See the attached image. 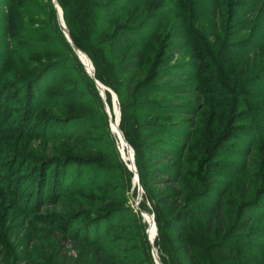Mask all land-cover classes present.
Wrapping results in <instances>:
<instances>
[{
	"label": "rangeland",
	"instance_id": "rangeland-1",
	"mask_svg": "<svg viewBox=\"0 0 264 264\" xmlns=\"http://www.w3.org/2000/svg\"><path fill=\"white\" fill-rule=\"evenodd\" d=\"M111 2L119 11L107 29L100 8ZM61 4V0H0V264H78L74 240L80 237L110 246L124 238L129 247L122 251L134 254L127 264H158L156 256L161 264H189L188 255L173 251V230L158 221L160 208L152 197L154 191L172 188L170 193L176 188L168 178L176 162L184 161L191 168V161L177 156L184 148L190 156L198 135L206 131L205 119L214 102L224 106L234 99L207 94L211 85L207 88L205 81L210 74L199 55L205 46L218 56L222 68L210 62L215 71L225 68L240 83L236 93L255 95L234 112L228 139H221L202 162L205 173L199 190L206 201L200 203L215 199L216 187L222 188L228 233L223 237L220 230L212 235L198 233L194 224L185 240L203 261L200 264H264V103L257 99L264 88V67L260 68L264 47L243 45H248L245 40L252 30L256 42L263 40L264 0H66L65 7ZM69 24L81 37V47L74 44ZM121 27L134 38L124 55L141 46L148 51L147 68L137 82L152 94L149 100L137 95L134 104L130 99L127 109L114 87L95 76L100 70L105 81L119 82L112 70L117 61L105 47ZM68 40L74 49L68 48ZM234 48H239L235 50L241 57L258 60L253 75L241 78L232 65L223 66ZM80 51L87 59H81ZM253 76L258 77L255 88L244 84ZM139 105L143 108H132ZM112 123L119 133L112 131ZM154 132L144 143L170 142L177 151L169 148L167 154L155 157L157 177L148 189L127 133L140 141ZM241 171L243 176L237 174ZM123 190L126 203L120 207L115 199ZM241 196L247 197L241 200ZM74 197L100 206L92 215L83 203L71 210L68 202ZM245 202L252 211L239 209ZM73 211L86 212L90 223L85 216L75 222L78 216L73 215L69 221L74 226L63 232L59 217ZM235 212L240 220L234 221ZM112 214L121 216L115 223L121 231L107 225L96 228ZM150 217L156 223L153 240ZM243 217L248 226L237 236L244 243L231 251L226 241L230 226ZM85 225L92 226L90 234H85Z\"/></svg>",
	"mask_w": 264,
	"mask_h": 264
},
{
	"label": "trees",
	"instance_id": "trees-1",
	"mask_svg": "<svg viewBox=\"0 0 264 264\" xmlns=\"http://www.w3.org/2000/svg\"><path fill=\"white\" fill-rule=\"evenodd\" d=\"M61 1L64 4L61 5L65 7L66 0H61ZM103 7L104 8H102L101 6L100 8L103 11V16H99V17L101 18L102 25H105L108 27L107 29H110L113 26L115 15L118 13L119 10L116 8V6L114 7L112 2L111 4L108 3ZM60 9L61 8L59 7V13H60ZM96 17L94 16L93 19ZM148 21L149 20H147L146 22ZM69 29L74 44L77 47H81L82 46L80 42L81 37L79 38V36L74 32L71 26ZM255 37L257 36H255V33L253 35V30H252V35L245 40V42H248V45L244 44L243 42L244 47H252L253 45L254 46L258 45V47L260 46L264 47V38H263L264 36L261 37L263 40H260L258 42H256ZM132 39L134 38L131 36V32H127L126 28L121 27L118 33L112 34V36L109 37V41L107 42V46L105 47L106 54L108 53V55H111L113 57L112 58L113 60L117 61V63L112 68L114 72V76H116L117 79L119 80L117 84H115L116 83L115 78H114L115 83L111 82L113 80L110 81V79H108V81H105L104 78L106 76H104L100 70L95 75L97 80L107 83L108 85H112L114 87L125 109H127V102L130 99H132V104L136 103L137 95L138 97H144L147 100H149V97H151L152 95L151 92H146V87H143L142 83L137 82L138 78L145 73V70L147 68V62H148L147 49L142 46L137 47L129 51L126 55H124V52L128 47V45L132 42ZM67 43H69L67 44L69 46L68 47L69 49L70 46L72 47V49H74L73 44L69 40ZM209 47L210 46L202 47L203 49H201L199 52V55L202 60L201 62L204 63V71L210 74V77H208L205 81L207 88L209 87V85H211V88L207 91V94L214 96L218 95L219 97L227 96V95H229L230 97L233 95L234 99L230 101L231 102L230 104L228 105L224 104V106H221L220 104L214 102L213 104L214 108L210 112L207 119H205L204 125H206L205 127L206 131H203L198 135V142L193 143L190 156L186 157L188 148H184V150L182 149V153L180 154V156H177L178 160L179 158L180 159L185 158V161L186 160L191 161L192 162L191 168L185 167L183 163L184 161H182L181 163L178 162V164L176 162L177 165L175 164L173 167L174 172L168 173L170 176V177L168 176V178L171 180V182L174 183L176 188L173 189V191L170 193H167L168 189L171 190L172 188H168L165 191L164 190H159L158 192L154 191L153 192L154 198L152 197V199H154V201L160 208L158 221H160V224L163 223L164 225H167V227L165 228L166 230L167 229L173 230V241H172V245L174 246V247L172 246L173 251L182 254L185 253L186 255H188L189 264L203 263V261L199 258V255L196 254V251L190 250V245L185 240V237L188 235L194 224L197 228L198 233H201V231L204 230L205 233H207L206 235H212L216 230H220L221 237H223L224 235H226V233H228L229 230V229L227 230L228 222H226L227 218L226 215L224 214L225 211H227L226 208L224 207L225 193L222 192V188L216 187L215 199H211L209 203H204V204L200 203L201 201L204 202L206 201V197H204L205 194H203L202 191L199 190L200 187L203 185L204 182L203 174L205 173L202 162H204V160L207 159L205 158L206 155L210 153L211 155L213 154L215 145L216 147H218L221 139H228L227 138L228 134L226 133V131L228 130L229 126L232 125L234 119L236 120L235 117L236 115H234V112L237 110L238 107H241L245 102L247 103L249 100L251 101L254 98L253 95H255L253 94L249 96V95H242L239 92L236 93L235 90L240 89V83H238L237 80H233V78H230L231 71H228L225 68H223V71L218 73L215 71V68L211 63H213L215 67L218 69L222 67H220V65L216 60L218 56L216 55L215 50H211L212 47L211 48ZM235 49L239 50V48H234L233 49L234 51L230 52L231 56L227 58L223 66L227 67L232 65L235 69H237L238 74L241 78L242 76L245 75L246 76L253 75V73L259 68L258 60L253 61V59L250 58H246V57L243 58L241 57L240 52H236ZM74 52L76 53L75 50ZM80 56L81 58L83 57V59H87V57L82 52H80ZM195 57H198V55H196ZM262 60L264 61V57L262 58ZM262 67L264 66L260 65V68ZM253 78H254L253 81L251 79H249L248 81L247 79V81L244 84L247 86H252L254 84V81L255 80L257 81L258 77L253 76ZM262 80H264V78H262ZM232 86L234 89L232 88ZM253 87L255 88L256 85L254 84ZM103 88L106 89L105 87ZM260 89L262 91V94L260 96L257 95V99L258 101H261V103H264V88H260ZM236 105L238 106L236 107ZM140 106L143 108L142 105L132 106V108H139ZM153 106L154 105H152V107ZM107 107L109 109V106ZM132 108L130 107L129 109ZM110 110L112 109H109V111ZM113 123L115 122L113 121ZM113 123L111 125V127L113 128L112 131L115 130L114 131L115 133H119L117 132L118 125ZM164 133H170V131L165 129ZM153 134L154 135L149 137L144 136V138L139 141L136 140V138H134L132 134L127 133V139L132 141L131 143H133L136 149L137 170L139 172L142 183L145 186H147L148 189H151V187L154 186V184H151V179H155L157 177L156 175L157 170L155 168L157 163L155 157L159 154L160 155L167 154L169 148H172L171 150L172 152L177 151V148L174 145L170 146L172 144L170 142L164 143L158 141V142L144 143V141H146L147 138L152 139V137H154L157 133L154 132ZM121 140L123 141V144L126 145L124 137H122ZM186 147H189V144ZM169 153L171 152L169 151ZM129 154L132 155L131 153ZM101 173H105V172H101ZM237 174L242 175V171L241 173L238 172ZM56 175H61V172L60 174L59 172H57ZM187 177L190 178L188 182L186 179ZM254 178L255 180H260L262 176L260 178L255 176ZM261 181L264 184V176ZM165 183H169V182H165ZM36 195L38 197L39 195L38 190L36 191V194H34V196L36 197ZM246 197L247 196H241V200L246 199ZM185 200H187L189 204L187 205L184 204L183 201ZM115 201H120L119 206L123 207V205L126 203L125 190H123V195H121L120 198L115 199ZM82 203L84 204L83 209L89 210V213H87L88 215L94 214L97 208L100 206V203L98 202L94 203L93 205H90V202L88 201L86 202L83 199H80V197H74V199H71V201L68 202V205L70 204L71 210L74 209L76 210L80 205H82ZM250 206H249V202H245L243 204L241 203L240 204L241 208L239 209L246 210L248 207L249 209L248 211H252L250 210L251 209ZM84 213L86 212L73 211L69 215L64 214L61 216V218L59 217V220H61L59 222L61 223L60 230H62L63 232L67 231L69 227L74 226V223L70 222L69 218H71L73 215H77L78 217L75 218L74 220L75 222H77L82 220V218H84L85 216ZM88 215L85 216L86 223L87 222L90 223L89 222L90 217ZM108 217H109L108 219L103 218L101 220L100 225H98L96 228H102L103 226L107 225V226L115 227L113 229L114 231L117 230L121 231L119 230L120 224L115 225V223H118V218L121 216L119 214H112L111 216ZM239 217L240 214L238 215V213L235 212L234 221L235 219L240 220ZM93 219H97V218L93 217ZM166 221L167 223H165ZM239 225H241L242 228L238 229L237 227ZM246 225H247V220L245 219V217H243L241 222L231 224L230 226L231 232L229 235L230 239L226 240L228 241V243H230L229 246H231L230 248H228L229 250L234 251L238 245L244 243L243 240L239 238L240 236H237V233L242 230L244 231L245 228L248 226ZM91 227L89 225L84 226L86 230L85 234H90L89 228ZM151 228H154L153 229L154 232L153 230H151L150 232L151 239L153 240L156 236V225H154ZM80 229L82 228H78L77 231L81 232L83 230ZM93 237L96 238L95 236ZM80 238L82 240H80L79 238H78L79 240L78 239L74 240L75 247L78 250V258H77L78 264H88V263L89 264H127L128 262H130L129 260H131V258L134 255V254L130 255L129 251L126 252L122 251L123 248L125 249L129 247L128 241L124 240V238L122 240H117L115 246H112L113 244L111 246L106 245L105 243L102 242V240L98 241L97 239L91 240L90 238H84V237H80ZM180 242H181L180 246L176 248L178 243ZM82 245L85 246L82 247ZM225 250L226 249L224 248V249H219L218 251L222 253ZM34 264H39V263L36 262Z\"/></svg>",
	"mask_w": 264,
	"mask_h": 264
},
{
	"label": "built area",
	"instance_id": "built-area-1",
	"mask_svg": "<svg viewBox=\"0 0 264 264\" xmlns=\"http://www.w3.org/2000/svg\"><path fill=\"white\" fill-rule=\"evenodd\" d=\"M138 204H139V203L137 202V205H138ZM148 221H149L148 223L150 224L151 227H153L154 225H156V223H155L153 217H150V219H149ZM153 251H154V255H156V251H155V249H153ZM155 260H156V262H157L158 264H161L159 257L156 256V257H155Z\"/></svg>",
	"mask_w": 264,
	"mask_h": 264
},
{
	"label": "water",
	"instance_id": "water-1",
	"mask_svg": "<svg viewBox=\"0 0 264 264\" xmlns=\"http://www.w3.org/2000/svg\"><path fill=\"white\" fill-rule=\"evenodd\" d=\"M71 42V40H69ZM72 43V42H71ZM77 53H79V50L76 49ZM91 74V73H90ZM98 83V82H97ZM99 86L101 87L100 83H99ZM134 165V164H133ZM137 171V170H136Z\"/></svg>",
	"mask_w": 264,
	"mask_h": 264
},
{
	"label": "bare ground",
	"instance_id": "bare-ground-1",
	"mask_svg": "<svg viewBox=\"0 0 264 264\" xmlns=\"http://www.w3.org/2000/svg\"><path fill=\"white\" fill-rule=\"evenodd\" d=\"M59 14H60V13H59ZM61 15H62V14H61ZM80 52H81V51H80ZM81 59H82V58H81ZM83 63H84V62H83ZM90 68H91V67H90ZM90 68H89V69H90ZM101 87L103 88V86H101ZM103 89H104V88H103ZM104 90H106V89H104Z\"/></svg>",
	"mask_w": 264,
	"mask_h": 264
}]
</instances>
